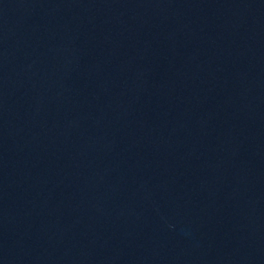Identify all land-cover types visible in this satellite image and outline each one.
<instances>
[{"label": "water", "instance_id": "1", "mask_svg": "<svg viewBox=\"0 0 264 264\" xmlns=\"http://www.w3.org/2000/svg\"><path fill=\"white\" fill-rule=\"evenodd\" d=\"M0 264H264V0H0Z\"/></svg>", "mask_w": 264, "mask_h": 264}]
</instances>
